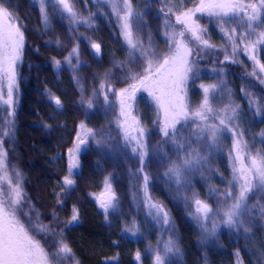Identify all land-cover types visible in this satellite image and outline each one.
Instances as JSON below:
<instances>
[{
  "label": "trees",
  "instance_id": "trees-1",
  "mask_svg": "<svg viewBox=\"0 0 264 264\" xmlns=\"http://www.w3.org/2000/svg\"><path fill=\"white\" fill-rule=\"evenodd\" d=\"M165 1L175 7L183 4V9H175L178 14L199 3V0ZM0 3L13 14L10 22L24 34L22 56L16 65L13 105L7 107L0 101V149L6 154L0 186L7 200L10 191L7 179L11 178L13 186L19 179L23 212L28 213L20 219L30 228L43 225L52 230L32 232L50 256L58 250L60 240L72 249L75 259L57 257L52 264H76L77 261L79 264H155L157 253L163 257L164 264H264V197L261 195L250 197L243 227L229 228L220 223L215 232L207 227L216 210L225 211L233 202L225 201L221 195L229 189L232 180L226 156L200 146L198 151L204 159L196 168L185 172L178 184L168 169L173 163H181V150L171 139L165 142L160 131L161 121L152 120L156 110L143 94L134 97L131 105V114L139 119L138 126L144 129L148 143V156L143 165L139 155L132 152L134 142L126 145L122 124L115 117L117 99L102 91L101 85L110 86L112 92L127 88L136 81L127 82L126 76L131 69L137 71L141 62L125 48L117 23L102 1L72 0L77 13L73 19L57 0H43L47 25L38 0H0ZM146 4L144 0H132L136 13ZM163 6V0H148L149 10L142 19L147 27L142 25L133 31L142 42L151 35L157 51L163 44L157 32L159 17L173 22L171 16H164ZM196 16L197 22L206 29L205 38L213 32L211 43L220 57L211 62L191 58L200 71L216 70L217 79L214 76L213 81H207L194 68L189 90L197 83L218 84L224 94L228 92L231 100L239 102L242 88L249 98L257 101L258 115H262L264 86L258 83V76L254 77L237 63L243 45L233 56L217 20L206 14ZM237 23L241 22H232L226 27H236ZM237 31L242 33L245 27ZM260 31H264V25L256 28V32ZM255 38V35L249 37ZM92 43L100 44L99 53L92 48ZM258 47L259 60L264 63V45ZM74 48L76 55L70 57ZM225 55L229 56L226 61ZM55 61L60 62L59 66ZM221 73L224 84H220ZM105 95L110 97V103L103 100ZM55 98L60 99L61 107H57ZM89 100L92 107L88 106ZM223 102H217L216 106L221 107ZM239 114L248 135L258 128L254 114L244 105ZM260 120L264 124V114ZM183 123L176 125L177 139L181 143L193 141L192 127L185 129ZM87 129L94 136L90 134L84 142L77 156V169L70 174L69 150L74 148L79 132ZM260 150H264V142ZM145 175L149 177L147 191ZM65 176L74 183L65 185ZM106 178L117 197L115 208H110L107 215L95 200L107 190ZM238 190L232 189L234 193ZM196 200L212 208L207 219L198 215ZM152 204L158 208L150 207ZM73 208L79 214L76 221L71 220ZM164 213L168 216L167 224L163 222ZM53 240L57 243L53 244ZM169 241L174 244L170 252L165 249Z\"/></svg>",
  "mask_w": 264,
  "mask_h": 264
},
{
  "label": "snow or ice",
  "instance_id": "snow-or-ice-1",
  "mask_svg": "<svg viewBox=\"0 0 264 264\" xmlns=\"http://www.w3.org/2000/svg\"><path fill=\"white\" fill-rule=\"evenodd\" d=\"M7 2V0H6ZM111 4L112 11L119 20H121L123 27V34L132 50H137L138 45L133 38V23L132 19L135 16L132 7V0H123L121 5L119 0H108ZM182 2V0H181ZM57 4L63 8L73 19L76 18L77 13L74 11L72 0H57ZM123 11V15H121ZM169 13L173 11L169 7ZM41 12L43 14L44 23H48V15L44 9L43 0H41ZM206 14L209 18H215L218 22L221 32L227 37L231 45V54L235 56L243 45V51L259 68V73L255 70L252 75L258 76L264 73V63L257 59L258 46L264 45V31L256 32V28L264 25V0L258 2L244 3L243 0H199V3L193 8L186 9L179 12L175 16L176 23L181 25L183 30L179 32L173 31L166 33L169 36L170 47L169 51L163 55H158L155 51H148L141 49V56L136 59H144L146 66L143 74L133 73L129 78L136 81L132 83L129 88H122L119 90L121 103V115L126 117L129 113L125 112V99L129 96L134 97L136 91L141 88L148 92L156 102L158 109L163 113L161 133L166 138L171 139L177 146L178 150H184L185 159L181 163H173V166L168 169V172L175 177L179 184L185 172L190 171L200 165L201 160L204 159L200 152L193 149L188 150V146L193 142L191 140L181 143L177 139L176 127L181 121L187 122L189 120L195 125L194 135L197 140L210 141L209 147L219 142L220 137L225 132H230L233 137L232 150L235 152V157L230 156V160L234 159V166L232 168V180L229 182V189L222 193L225 201L231 199L233 202L227 206L223 213L224 224L229 228H240L244 226L245 216L249 211L248 201L251 196L261 195L264 197V150L257 151L254 155L249 148L247 141L242 140L244 133L237 132L232 127V122L237 118L238 105H228L219 112H214L210 105V97H214L216 90L220 87L218 84L201 85L203 89V100L195 111L189 108L186 97V85L193 73L195 61L190 58L199 55L202 49L212 48L213 45L205 38L206 29L197 22L196 14ZM167 13L165 16L167 17ZM14 19L13 14L9 11L3 3H0V77H6L8 81V100L4 103L11 104L13 89L16 87V65L20 61L24 46V34L20 27L10 21ZM240 21L236 27L230 29L226 27L232 22ZM88 23L87 20L83 21ZM139 24L135 25L138 29ZM165 27H169L167 18L165 19ZM239 27H245V31L238 33ZM187 34V35H186ZM255 35V40L249 37ZM192 42L197 44L196 52L190 46ZM92 48L97 53L100 52V44L92 43ZM77 49H73L75 54ZM70 54V57L71 55ZM70 57L68 62L71 63ZM229 56L225 55V60ZM59 66L60 62L55 61ZM123 67V65H121ZM222 71V70H221ZM264 83V80L261 81ZM104 84L101 85V89ZM109 90H112L109 86ZM107 102V95H105ZM57 107H61L59 98H55ZM250 105L257 103L255 100L249 101ZM88 106L92 107V102L88 101ZM260 111L259 107L256 109ZM211 114V117L210 115ZM218 121V123H209V119ZM199 121V122H197ZM139 121L132 118V123H124L121 125L124 133V140L127 144L134 142L132 152L138 154L141 164L148 156V143L144 139L145 131L139 127ZM84 129V125H81ZM135 132V135L132 134ZM8 133H5L7 135ZM93 135L91 129H87L85 136ZM77 140L79 143H84V139L78 134ZM99 144L100 142L97 141ZM187 145V146H186ZM2 147V143H0ZM72 159L69 164V173L73 168L78 166V160L75 158L74 152L79 151V144L75 150L70 149ZM6 155V154H3ZM2 163V161H0ZM143 171V167L140 169ZM19 178V173H16ZM4 178H0L3 180ZM147 175L144 176V187L147 191L148 186ZM10 193L7 200L3 197L5 193L2 186H0V264H52V260L59 257L61 259H68L75 257L72 254V249L63 242L59 241V248L51 256L41 242L32 235V232L48 233L51 229L46 226L39 225L35 228H30L25 225L20 219L21 215L27 216L28 213L23 212L24 197L20 187L19 179L13 186L11 178L7 179ZM74 181L69 176L64 177L65 185H72ZM105 186L108 190L106 198L100 199V207L104 209L107 215L110 208H115L117 197L111 191V185L106 178ZM238 188V193H234L232 189ZM197 212L202 214L204 219L208 218V214L212 212V208L200 200H196ZM152 208H158V205H150ZM78 211L73 208L72 221L78 220ZM55 218V217H54ZM29 216V220H30ZM163 222L167 224V213L163 214ZM216 225L213 224L212 231L215 232ZM247 230V229H245ZM55 235V233H53ZM57 241L53 240V244ZM174 244L169 241L165 245L166 251H172ZM237 255H239L237 253ZM137 260L140 259L137 253ZM76 264H79L77 261ZM155 264H164V259L157 253L155 256Z\"/></svg>",
  "mask_w": 264,
  "mask_h": 264
},
{
  "label": "rangeland",
  "instance_id": "rangeland-1",
  "mask_svg": "<svg viewBox=\"0 0 264 264\" xmlns=\"http://www.w3.org/2000/svg\"><path fill=\"white\" fill-rule=\"evenodd\" d=\"M99 1H102L107 6V8H108V10L110 12V15L112 16V18H114V20L117 23V27H118L120 36L122 38L123 44H124L125 48L128 51H130L129 53H132V56L135 55L137 57H140L141 56V49L148 50V51H155L158 55H163V54L167 53L169 51V47H170V40H169V36H167L166 33L170 34L173 31L179 32V31L183 30L182 26L176 23L175 16L178 13L175 12V9L177 7L180 9V8L184 7V5L183 4L182 5H177L176 4L177 7H175V6H172L170 3L166 2L165 0H163V3L165 4V6H163V8H165V10H166V12H164V16L167 13L169 16H171V19H172L173 22H169L168 21L169 27H165V20L162 17L158 16L160 18V23H159L157 32L159 33V38L161 39V41L163 43L161 48L157 51L156 44L152 42L151 35H149L145 39V41L142 42V41H138L136 39L135 33H133L134 41L138 45V49L134 51V50H132L129 47V45H128L126 39H125V36L123 34V27H122V23L123 22L118 19L117 15L115 13H113L111 4L108 2V0H99ZM144 1H146L147 4L142 6L137 11V13L135 12L134 7L132 5L133 11L135 13L134 18L132 19L134 21L133 31L135 29H137L135 27V25H137V24L140 25L139 27H143L142 25L147 27V25L143 24V22H142L144 14L149 10V8H148V0H144ZM119 2H120L121 5L123 4V0H119ZM183 2H184V0H183ZM38 3L41 4V2L39 0H38ZM169 7L173 8V11L171 13H169V11H168ZM121 15H123V11H121ZM174 25H176V26H174ZM212 33H213L212 31H210L208 34L206 33L207 34L206 38L210 41V43L212 42L211 39L213 38ZM212 43H211V45H213ZM190 46L193 48V51L195 53L196 49L198 47L197 44L195 42H192L190 44ZM258 49H259V47H258ZM241 52H242L241 57L238 58V62L237 63L240 64L241 66H243L246 69V71L249 72L251 75H252L254 70L259 73L258 66L256 64H254V62L249 58V56L244 53L243 47H242V51ZM257 52H258V50H257ZM72 53H73V51H72ZM256 54H257V59H259V54L258 53H256ZM75 55L76 54H72L73 57H75ZM218 57H220V56L217 55V53L215 52V49L213 47L212 48H208V49H202L199 52V55H195L194 54V56H193V58L195 60H197V61H202L203 59H205V60H207L209 62H211V60L214 61V59L216 60ZM138 60H140V62H141V67L138 68L137 71H133L132 69L130 70V73H128V75L125 78L127 80V82H134V80L129 78L133 73H139V74L142 73L143 74L144 67L146 66V61L144 59H138ZM218 60L222 61V58H219ZM134 62H135V59H134V61L132 63H134ZM206 66L209 67L208 65H206ZM194 68H196L199 72H202L203 75L205 76V78H207V81H213L214 80V76L216 78V75H217V71L216 70L205 68V69L200 71L198 65H196V64H195ZM190 76L191 77L187 81V85H186V93H187L186 100H187V103L189 105V108L192 111H194L195 109L198 108V106L201 104V102L203 100L204 93H203V89H202L201 85H205V84L197 83L196 85L191 87V91H190L189 90V82L194 80L192 78L194 76V74L192 73V74H190ZM221 76H222V80L221 81L219 80L220 84H224V77H223L224 75L222 73H221ZM254 77H256V76H254ZM262 80H264V73H261L259 75V79L257 80L258 83H260L262 86H264V83L261 82ZM209 84H211V82ZM205 86H207V85H205ZM127 88H129V86ZM101 90L105 91L107 93V95H110V97L112 95L114 96V98L116 97V99H117L116 100V102H117V110H116V113H115V117L117 118V120H119V122H121V124H124V123L131 124L132 123V118H135V117H134L133 113L131 114L132 109H133V107L131 105L133 103L134 97H137L139 94H143L146 97L147 101L150 102L152 104L153 108L156 110V114L154 115L152 120H160L162 122L163 113L158 109V106H157L156 102L154 101V99L152 98V96H150L148 94V92L145 91L144 89L141 88L140 90L136 91L134 97L129 96L128 98L125 99V112L129 113V115L127 116V120H126L125 116L121 115V103H120V99L121 98L118 95L119 90H114L112 92L113 89L109 90V86H106V85H104V88L101 89ZM7 93H8V81H7V78L6 77H0V101L4 105H6L7 107H12L13 102H14V98H15L14 89H13L11 104L4 103L5 101L8 100V94ZM228 94H229L228 92H226V94H224L223 90L221 91V88L219 87L216 90L215 94H214L215 98L214 97H210V105H211V107H212L214 112H219L221 109L225 108L228 105H238L239 106L238 109H237V112H238L237 118L235 120H233L231 126L234 127L237 132H241L242 131L244 133V135L242 137V140L247 141V143L249 145V148L251 149V152L254 155L257 151H260V146L264 142V124L260 123L262 121V120H260V118H261V116H263L264 113H262V115H258V112L256 111L257 104L254 103V104L250 105L249 101L252 100V98H249V96H247L243 92L242 88H241V90L239 92V98L241 100L239 102H234L233 100H231L232 96L230 94L229 95ZM192 95L195 96L193 99H192ZM110 97L107 96V102L108 103L111 102V101H109ZM103 100L105 101V99H103ZM222 100L225 101V102L222 103L221 107H220V105L216 106V103L220 102ZM242 105L245 106L246 110H248V111L250 110L254 114L253 116L255 118V122L256 123L258 122L257 123L258 128L256 130L254 129V131H251V133L249 135L245 132V130L243 128L242 120H239L240 107ZM137 115H136V117H137ZM209 115L211 117V114H209ZM136 120H139V119H136ZM182 122H184V121H182ZM197 122H199V121H197ZM209 123H218V121H213L210 118L209 119ZM183 126L185 127V129L187 128V126L192 127V130L190 132H191L192 139H193V145L188 146V150L189 151H191L193 149L198 151V148L200 146H203V148H207V150H210V149L215 150V153H220V155L226 156V159L228 160V167H229V169H230V171L232 173V168L234 166V159L230 160V156L234 158L235 157V152L232 150L233 137H232V134L230 132H225L220 137V140H219V142L217 144L212 145L211 147H209L210 141L197 140L196 139V136L193 134L194 131H195V125L192 123L191 120L187 121V122H184ZM84 133H85V130H81V132H79V135L81 136L82 139H84V141L89 140L90 135L85 136ZM132 134L135 135V132H132ZM187 136H188V134H187ZM189 137H190V133H189ZM226 141L227 142L229 141V144H226L227 143ZM77 144H79V151L78 152H74V155H75L76 159H77L78 154L82 151V148H83L82 146H83L84 143H79V141L77 140L73 150H75ZM72 155L73 154H69V161L72 159ZM181 156H182V158H181V162H182L183 159H185L184 150H181ZM0 161H2V163H3V154H2L1 149H0ZM2 163H0V171H1L2 167H3ZM76 169H77V167L73 168L71 172H74ZM9 193H10V191H9ZM107 194H108V190H105L98 197H96L95 200H96L97 204L100 205L99 200L103 199V198H106ZM216 211H217V213H215V216H212V218L210 219V221L207 224V227L209 229H212L213 224H215L216 226L220 225V223L223 224V225H226L223 222L224 210L221 209V210H216ZM198 215H200L201 218L203 217L202 214H200V213H198Z\"/></svg>",
  "mask_w": 264,
  "mask_h": 264
}]
</instances>
